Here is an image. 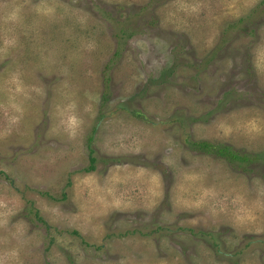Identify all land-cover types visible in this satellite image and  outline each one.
Instances as JSON below:
<instances>
[{
	"label": "rangeland",
	"instance_id": "1",
	"mask_svg": "<svg viewBox=\"0 0 264 264\" xmlns=\"http://www.w3.org/2000/svg\"><path fill=\"white\" fill-rule=\"evenodd\" d=\"M0 264H264V0H0Z\"/></svg>",
	"mask_w": 264,
	"mask_h": 264
},
{
	"label": "trees",
	"instance_id": "2",
	"mask_svg": "<svg viewBox=\"0 0 264 264\" xmlns=\"http://www.w3.org/2000/svg\"><path fill=\"white\" fill-rule=\"evenodd\" d=\"M194 146L200 147L206 151H211V152H215L217 155H224L226 157H228L229 159L232 158H237L238 155L234 150H231V148L229 146H217V145H213L207 141H196L194 142ZM93 160V158L91 157V161ZM93 166L90 165L89 168H92Z\"/></svg>",
	"mask_w": 264,
	"mask_h": 264
}]
</instances>
